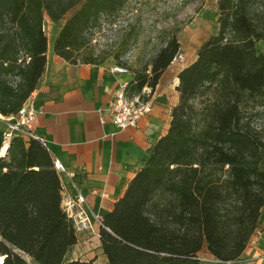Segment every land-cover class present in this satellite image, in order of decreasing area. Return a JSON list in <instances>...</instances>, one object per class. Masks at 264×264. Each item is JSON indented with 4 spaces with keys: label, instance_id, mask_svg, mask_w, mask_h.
Returning a JSON list of instances; mask_svg holds the SVG:
<instances>
[{
    "label": "trees",
    "instance_id": "obj_1",
    "mask_svg": "<svg viewBox=\"0 0 264 264\" xmlns=\"http://www.w3.org/2000/svg\"><path fill=\"white\" fill-rule=\"evenodd\" d=\"M124 1L0 0V115L20 111L44 70V15L57 21L79 5L54 38L53 52L69 63L99 64L105 56H85L84 33ZM217 10L216 33L176 75L177 103L166 133L102 220L99 242L107 264H207L198 255L203 247L218 261L233 262L258 230L264 0H217ZM179 49L177 38L168 36L133 71L129 96L147 102ZM144 88L148 94H141ZM2 138L0 128V264H91L65 261L77 238L49 151L21 137L4 148Z\"/></svg>",
    "mask_w": 264,
    "mask_h": 264
},
{
    "label": "crops",
    "instance_id": "obj_2",
    "mask_svg": "<svg viewBox=\"0 0 264 264\" xmlns=\"http://www.w3.org/2000/svg\"><path fill=\"white\" fill-rule=\"evenodd\" d=\"M53 40L47 44L45 67L30 96L38 108L31 133L43 140L52 160L64 168L58 173L62 207L81 194L89 212L102 221L113 211L154 143L166 133L170 118L162 113V104L152 102L153 94L150 113L135 128H116L109 106L120 83L130 82L132 75L112 72L115 64L107 61L66 62L54 54ZM99 229L94 222L93 232L76 234L67 260L107 264ZM258 231L260 235L253 237L241 256L226 264H264V207Z\"/></svg>",
    "mask_w": 264,
    "mask_h": 264
},
{
    "label": "rangeland",
    "instance_id": "obj_3",
    "mask_svg": "<svg viewBox=\"0 0 264 264\" xmlns=\"http://www.w3.org/2000/svg\"><path fill=\"white\" fill-rule=\"evenodd\" d=\"M78 7L70 9L57 21L44 15L42 29L47 44L51 45L65 19ZM217 18V0H125L115 13L101 16L99 26L85 31L83 49L85 56H105L104 61L126 67L133 77V71L140 70L166 38L174 35L180 46V58L174 59L160 77L152 101L163 105L162 113L169 120L171 106L177 103L178 97L174 90L176 75L195 59L199 46L216 33ZM255 48L261 52L263 42H256ZM127 93L130 95L129 90ZM148 93L147 88L141 92ZM152 95L147 102L151 101ZM3 118L7 117H0V128L5 123ZM262 121L260 118L256 122L260 124ZM261 158V167L264 168V152ZM198 255L207 264H226L210 256L204 247ZM67 259L66 255L65 261Z\"/></svg>",
    "mask_w": 264,
    "mask_h": 264
},
{
    "label": "built area",
    "instance_id": "obj_4",
    "mask_svg": "<svg viewBox=\"0 0 264 264\" xmlns=\"http://www.w3.org/2000/svg\"><path fill=\"white\" fill-rule=\"evenodd\" d=\"M176 58H180V55H176L175 59ZM111 71L120 75L130 73L127 68L116 64L112 66ZM128 83L127 81L120 83L113 94L109 106L111 122L120 130L135 128L139 120L151 111V104L149 102H142L138 97H130L128 95ZM30 96L23 103L20 111L16 115L3 118L5 119L4 126L2 127L3 144L5 143L8 146L13 137H21L24 139H37L44 146L43 140L36 138V136L31 133V125L38 113V108ZM53 166L57 173L64 172L63 166L58 161L54 160ZM64 209L72 222L75 234L84 231L93 232L94 222H97L99 227L102 226L100 218L89 212L85 205V198L81 194H78L75 199L69 200ZM259 235L260 232L257 230L250 238L248 245L253 243L254 236L257 237Z\"/></svg>",
    "mask_w": 264,
    "mask_h": 264
},
{
    "label": "bare ground",
    "instance_id": "obj_5",
    "mask_svg": "<svg viewBox=\"0 0 264 264\" xmlns=\"http://www.w3.org/2000/svg\"><path fill=\"white\" fill-rule=\"evenodd\" d=\"M49 46H50V43H49ZM0 117H1V115H0ZM5 146H7V144H3V147H5ZM2 260H3V257L2 256H0V263L2 262Z\"/></svg>",
    "mask_w": 264,
    "mask_h": 264
},
{
    "label": "water",
    "instance_id": "obj_6",
    "mask_svg": "<svg viewBox=\"0 0 264 264\" xmlns=\"http://www.w3.org/2000/svg\"><path fill=\"white\" fill-rule=\"evenodd\" d=\"M8 147V146H7ZM6 152H7V149H6Z\"/></svg>",
    "mask_w": 264,
    "mask_h": 264
}]
</instances>
